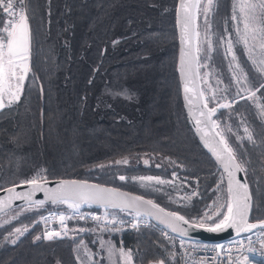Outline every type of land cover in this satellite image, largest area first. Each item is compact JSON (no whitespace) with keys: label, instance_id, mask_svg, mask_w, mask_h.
<instances>
[{"label":"trees","instance_id":"trees-1","mask_svg":"<svg viewBox=\"0 0 264 264\" xmlns=\"http://www.w3.org/2000/svg\"><path fill=\"white\" fill-rule=\"evenodd\" d=\"M231 1L213 0L209 18V66L225 86L230 81L228 66L217 40L225 28L233 36ZM176 4L177 0L25 1L33 34L30 68L21 99L0 109V190L37 174L47 180L88 179L145 195L186 219L204 216L217 195H223L218 190L221 173L196 140L182 106ZM200 15L197 30L202 39ZM233 51L255 85L262 115L250 98H236L228 91L227 97L236 98L234 105L219 108L214 119L237 158L245 162L250 221L255 222L264 219V77L240 45L233 42ZM201 88L207 94L204 85ZM226 121L234 126L239 121L253 138L235 139L225 131ZM125 159L127 163H115ZM134 176L163 181L176 177L192 186L195 195L187 204H174L161 193L131 183ZM52 209L54 205L46 204L0 225V264H77L74 241L42 238L39 217ZM16 228L24 232L13 244L9 233ZM118 237L114 244L122 240L124 249L132 251L133 264L160 259L175 264L150 231H123Z\"/></svg>","mask_w":264,"mask_h":264},{"label":"snow or ice","instance_id":"snow-or-ice-1","mask_svg":"<svg viewBox=\"0 0 264 264\" xmlns=\"http://www.w3.org/2000/svg\"><path fill=\"white\" fill-rule=\"evenodd\" d=\"M233 6L232 21L235 28V43H243L248 48L249 39L255 40L259 35L262 43V59L259 62V70L264 72V0H243L238 5ZM195 10V13L194 11ZM208 6L201 9L198 3H188V0H179L176 8L177 24L180 27V54H179V75L184 82V99L188 106L190 116H195L194 127L200 141L208 151L215 157L217 164L221 169V177L219 183V191L223 193L213 202V211L205 212L204 216L199 220L195 218L186 219L178 211H167L159 204L151 199H147L145 195H137L133 192L123 191L117 187H111L103 183H94L88 179H58L54 183L45 177L37 174L31 178L20 181L21 185H27V190L23 193L16 191L17 185L13 183L7 189V195L0 197V211L8 209L14 211L11 202L20 198L29 208H42L46 204L55 206H67L66 210L56 213L49 212L48 216H41L40 220L48 224L49 217L54 215L59 221L63 231L55 228L46 230L43 233L45 239H51L58 236H66L68 234L66 219L69 215L75 217L79 215L81 220L91 218L97 223L101 222V216L96 213H89L86 217L81 213L82 206L97 205L104 209L103 219L107 221L101 225L102 228H109L113 222L122 224L123 220H117L115 212H126L132 217L133 225L137 220L143 221L145 218H155L160 223L166 225L172 232L184 234L192 227L205 228L212 232H219L227 228L235 230L237 235L247 234L253 230L264 232V219H258L255 223L250 222L249 213L251 207V193L246 182H242V178L237 173L245 172V162L239 160L231 146L229 139L224 131L219 130L216 119H213L218 108L230 107V103H219L215 94L206 96L205 91L196 90L189 87V82H194L200 76V60L198 53L200 46L207 44L208 50L212 48V41L209 37L207 29H205L204 37L200 38V33L194 25L196 14L203 11L206 17ZM207 23V19H205ZM242 25V27H241ZM224 34L230 35V30L225 28ZM224 34L218 37V44H227L226 54L232 55V61L235 62L237 57L233 53V39H224ZM33 34L29 23V16L23 0H0V109L5 107V96L9 105L21 99V95L26 87L25 80L30 68V57L32 48ZM194 40L197 44L194 45ZM186 45V46H185ZM195 49V50H194ZM249 58L253 60V64H257V60L253 59L251 53ZM238 70V71H237ZM242 72L240 65H236L233 72L237 84V96H242L247 92L249 96L254 98L255 85L251 84L247 75H239ZM207 76V73H205ZM260 88L264 89V84H260ZM190 93H195L190 96ZM219 99H223L220 97ZM210 102L216 103V106L210 107ZM231 102H235L233 97ZM195 106V111H194ZM245 132L248 129L245 128ZM253 137L249 133L248 139ZM127 163V160L116 161L115 163ZM147 164L148 161L146 160ZM175 175V173H173ZM126 178L120 176L119 180L124 181ZM143 180L159 181V177H141ZM42 192L43 199H34L36 193ZM111 210V211H110ZM111 216V220H109ZM214 217V219H213ZM80 231H84L83 228ZM23 230L16 228L14 233H9L11 242H16L15 236L22 235ZM36 239H40L37 236ZM261 250L252 247L249 240L247 251L255 258L259 256L257 264H264V235L260 238ZM83 244V241H81ZM183 244V240H181ZM237 248L234 256L230 255L229 264H252L249 256L244 255L243 239L236 241ZM101 247L107 252L109 259L116 254V249L110 242L101 241ZM216 247H219L217 245ZM85 259L91 261V254L85 249ZM120 256L131 260V255L120 250ZM80 264H85L80 255L77 256ZM151 264H165L163 259L151 262Z\"/></svg>","mask_w":264,"mask_h":264},{"label":"rangeland","instance_id":"rangeland-1","mask_svg":"<svg viewBox=\"0 0 264 264\" xmlns=\"http://www.w3.org/2000/svg\"><path fill=\"white\" fill-rule=\"evenodd\" d=\"M212 1L213 0H203V3L200 5V8L203 9L205 6H208L209 10L205 14L203 11L199 12L201 13L200 18L203 22V31H202V38L204 37L205 29H207V32L209 34V37L212 41V32H211V25H210V14L212 11ZM243 2V0H232L231 1V21H232V14H233V6L237 5V12H238V5ZM205 19H207V23H205ZM242 27V25H241ZM231 29L233 32V36L224 34V39L227 40L230 37L233 39L235 43V28H234V22L232 21L231 24ZM261 39L259 35H257V38L255 40H252L251 38L249 39V45L248 48L246 49L243 43H239L243 49V52L252 65V67L255 69V71L259 72L263 77H264V72H261L259 70V62L262 59V49H261ZM222 48V53L223 56L226 60L227 63V70L229 74V79L230 81L228 82L229 85L225 86L222 84V81L219 76L214 73L209 66V61H210V54L212 52L211 50H208L207 44H203L200 46L201 50L198 53L199 60L201 61V68H200V82L202 86L204 85L207 94L206 96H211L215 94L217 97L219 103H230V107L223 108V109H229L234 105V102H231L232 98H229L226 96V93L228 91H233L234 95L236 98H239L241 96H237V84L235 81V78L233 76L234 70H236V65L237 61L233 62L232 61V55L231 54H226L225 49L227 48V44H220ZM234 53V51H233ZM251 53V56L253 59L257 60V64H253V60L249 58V55ZM238 71V70H237ZM205 73H207V76H205ZM239 75H244L243 72H238ZM230 87V88H227ZM242 96H246L250 98L253 103L255 104L256 108L258 109L259 113L262 115V110L260 109V104L257 101L256 97L254 98L252 96H249L247 92H244ZM220 97H223V99H219ZM234 97V98H235ZM235 98V99H236ZM212 103V102H211ZM7 103V97L5 96V105ZM216 104V103H213ZM236 126L232 125L229 121H226L223 126L226 132H232L234 135L235 139H241V138H248V132H245V126L237 121ZM235 128L238 129V131H235ZM219 130H221L219 128ZM141 177H151V176H134L129 179V181L139 188H142L144 190H150L152 192L156 193H161L163 196L166 197L167 201L172 202L174 204H187L191 198L195 195V189L192 188V186L179 181L176 177L170 180L163 181L159 178V181L156 179L153 180H141ZM156 178V177H153ZM221 195L218 194L216 197V200H218V197ZM212 205L208 210L205 212H211L213 211ZM57 207L59 208L60 206H55L54 208ZM62 207V206H61ZM34 209V208H29V207H21V208H15L14 211H7L3 214L0 215V225H3L10 220L14 219L17 217L20 213ZM205 214V213H204ZM83 228L84 231H80V229ZM23 230V229H22ZM24 232V230H23ZM121 232H115V231H104V230H98L97 228L92 227L91 225L85 224V223H80L76 224L75 226V231L73 238L70 240L66 241H74L75 242V247H74V252L76 255V260L77 256L80 255L82 260H85V264H133V255L132 251L130 249H124L123 242L122 240H117V243L114 244V240L116 239L115 237L120 236ZM21 235L15 236V240L18 239V237ZM11 238V237H10ZM119 238V237H118ZM106 241L110 242L112 246L116 249V254L109 259L107 252L102 249L101 247V241ZM11 241V240H10ZM65 241V240H64ZM81 241H83V244H81ZM85 249H87V252L91 254V261H88L85 259ZM123 250L125 253L131 255V260H127L123 257L120 256V250ZM77 264H80V261L77 260Z\"/></svg>","mask_w":264,"mask_h":264},{"label":"built area","instance_id":"built-area-1","mask_svg":"<svg viewBox=\"0 0 264 264\" xmlns=\"http://www.w3.org/2000/svg\"><path fill=\"white\" fill-rule=\"evenodd\" d=\"M25 1L23 3L25 5ZM19 2V0H17ZM27 207V206H25ZM67 206H60L59 210L64 211L66 210ZM57 207L52 210H48L44 212L41 216H48L49 212L56 213ZM81 213L88 216L89 213H96L97 215L101 216V222L97 223L91 218H87L81 220L79 215L72 217L69 215V218L66 219L65 223L67 224L68 234L66 236H58L53 237L51 239H45L43 237V233L46 230H51L53 228L63 231L61 228L58 219L54 215L53 217H49L48 224L45 225L43 221L40 220L39 217V225L41 230L42 238L47 241H66L73 238L75 226L76 224H88L98 230L104 231H115V232H123V231H130V232H140L142 230H147L152 232L157 238L161 241L163 252L165 256L174 261L175 264H229L230 255L234 256L236 254L237 244L236 241L243 239V248H244V255L249 256V259L252 261V264H257L259 256L257 255L255 258L247 251L249 240L252 242V247L257 250V253L261 250V242L260 237L264 235V232L259 230H254L247 234H242L236 238L227 240L222 243L211 244V243H202L196 241H189L183 239L181 237L176 236L174 233L161 228L160 226L156 225L150 218H145L143 221L137 220L135 226L132 222V217L128 215L126 212H115L117 216V220H123L122 224L113 222L112 226L105 229L102 228L101 225L107 223L103 219L104 209L100 207H93L91 206H82ZM111 211V210H110ZM111 220V216L108 218ZM181 240H183V244H181ZM219 245V247H216ZM165 261V260H164Z\"/></svg>","mask_w":264,"mask_h":264},{"label":"water","instance_id":"water-1","mask_svg":"<svg viewBox=\"0 0 264 264\" xmlns=\"http://www.w3.org/2000/svg\"><path fill=\"white\" fill-rule=\"evenodd\" d=\"M188 3H190V4L191 3H198V5H199L200 4V0H188ZM178 4H179V0H177L176 8H177ZM193 11L195 13V10H193ZM197 20H198V13L196 14V17H195V20H194V25L196 26V28H197ZM175 29H176L177 44H178L177 59H176V72H177V75H178V81H179V86H180V96H181L182 106H183V109H184V112H185V115H186V118H187V122H188V124H189V126H190V128H191V130H192V132H193V134H194V136L196 138V140L198 141L199 145L201 146L203 151L211 158V160L215 164L217 170L221 173V169H220L219 165L217 164V162L215 160V157L208 151V149H206L204 147L203 142L200 141L199 136L196 134L195 127H194L195 116L194 115L190 116L189 110H188V106L186 105V102H185V99H184V95H185V93H184V82L182 81V79H181V77L179 75V54H180L181 44H180V27L177 24L176 9H175ZM196 44H197V41L194 40V45H196ZM189 87H194L196 90H202L201 82H200V76L198 78H196L194 82L190 81L189 82ZM189 95L190 96H194L195 93H190ZM194 111H195V106H194ZM218 111H219V108H218ZM218 111L214 115L213 119L218 114ZM237 176L239 178H242V182H246L248 184L244 172L237 173ZM61 179H70V178H61ZM48 180L50 182L54 183L58 179H48ZM94 183H96V182H94ZM16 185H17L16 191L21 192V193H23V191L27 190V188H28L27 185H21V184H16ZM9 187H11V186H9ZM9 187H6V188L0 190V197H3V196L7 195V189ZM123 191H125V190H123ZM249 191H250V189H249ZM33 198L34 199H43V193L42 192L36 193ZM48 205H51V204H48ZM25 206H26L25 203L20 198L14 199L11 202L12 209L21 208V207H25ZM92 206L96 207V208L99 207L97 205H92ZM162 208H164V207H162ZM7 211H9V210L8 209H4L3 211H0V215L5 213V212H7ZM167 211H170V210H167ZM251 211H252V197H251V207H250V213H249V220H250ZM150 219L156 225L160 226L161 228L172 232L170 228H168L166 225L160 223V221H158L157 219H155V218H150ZM255 222H252V223H255ZM172 233H174L178 237H181V238L189 240V241H196V242H202V243H211V244L222 243V242H225L227 240H230V239L238 237V235L235 232V230H233L231 228H227V229H224V230L219 231V232H212V231H209L207 229V226L205 228H203V229L192 227L189 230H187L184 234L175 233V232H172ZM151 262H153V261H151ZM151 262H149L148 264H151Z\"/></svg>","mask_w":264,"mask_h":264}]
</instances>
